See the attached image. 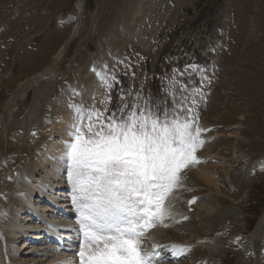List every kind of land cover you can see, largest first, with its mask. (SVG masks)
<instances>
[{"label":"rangeland","instance_id":"1","mask_svg":"<svg viewBox=\"0 0 264 264\" xmlns=\"http://www.w3.org/2000/svg\"><path fill=\"white\" fill-rule=\"evenodd\" d=\"M63 44L54 72L29 82ZM24 81L0 156V226L70 105L151 98L192 109L205 141L156 229L172 221L175 241L219 243L193 245L184 264H264V238L257 261L249 239L264 212V0H0V116Z\"/></svg>","mask_w":264,"mask_h":264},{"label":"snow or ice","instance_id":"2","mask_svg":"<svg viewBox=\"0 0 264 264\" xmlns=\"http://www.w3.org/2000/svg\"><path fill=\"white\" fill-rule=\"evenodd\" d=\"M116 83L104 81L111 90ZM195 104V101H193ZM69 142L61 160L82 235L79 264H160L161 249H142L157 222L170 217L166 201L181 186L182 171L200 163L204 144L192 109L149 98L141 106L122 101L114 110L72 104ZM184 249L173 246L171 254Z\"/></svg>","mask_w":264,"mask_h":264},{"label":"bare ground","instance_id":"3","mask_svg":"<svg viewBox=\"0 0 264 264\" xmlns=\"http://www.w3.org/2000/svg\"><path fill=\"white\" fill-rule=\"evenodd\" d=\"M82 2L77 3V9H81ZM64 49L65 47L62 45L52 56L51 65L32 77L29 82L38 81L40 78L52 74L64 54ZM26 85L27 81L18 85L7 100L0 116V156L5 148L8 119ZM66 115L63 114L56 123L53 130L56 132H54L55 135L50 136L39 146L38 156L34 158L31 171L23 173L22 183L19 191L17 190L18 193H15V202L9 217L0 226V264H78L76 255H70V252L59 250L44 242V231L50 229L46 222H53L56 224L55 226H60L64 234H71L77 227L76 208L70 198L72 190L68 175H66L67 166L61 160L64 146L69 142L68 134L71 123L68 119L69 115ZM198 175L206 182L212 179L209 174L203 172ZM66 187H69L67 192H70V196L66 194ZM156 225L147 230L141 246L146 247L143 249L145 251H151L153 248L157 251L163 249L161 256L164 259L160 261V264H184L183 257L187 255L186 253L193 245L204 246L213 253L219 250L217 240L209 243L203 239L199 243L195 242L196 239L173 240V237L170 236L174 227L172 221H169V224L163 223L162 225L166 227H160L159 230L156 229L158 228ZM68 228H70V232ZM250 236V242L255 252L258 253L261 238L264 236V212ZM173 246L184 250L173 256L171 254ZM258 256L259 253L256 254V261ZM200 263L204 264L202 261Z\"/></svg>","mask_w":264,"mask_h":264}]
</instances>
